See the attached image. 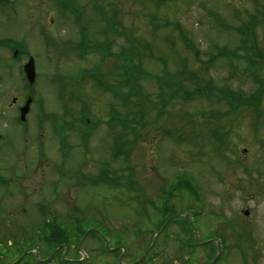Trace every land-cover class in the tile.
<instances>
[{"label":"rangeland","instance_id":"374dc122","mask_svg":"<svg viewBox=\"0 0 264 264\" xmlns=\"http://www.w3.org/2000/svg\"><path fill=\"white\" fill-rule=\"evenodd\" d=\"M62 1L80 19L78 24L60 22V16L66 15L57 9L55 0H9L0 5V38L28 45L20 62L10 61V54L0 50V264H59L63 254L79 264H115L122 249V262L135 263L157 231L156 209H163L160 196L170 191L171 181L179 173L193 179L196 193L173 194L171 206L192 215L201 241H220L221 259L214 264H264V99L263 116L255 120L254 127L247 111L238 119L229 116L217 121L211 116L223 108L220 105L200 95L185 101L178 96L159 99L156 80L161 78L153 79L162 75L161 62L170 75L181 70L183 63L189 72L185 80L188 90L194 91L198 84L212 90L230 87L243 96L252 93L255 87L251 73L245 72V61L220 59L211 66L200 62L209 60L216 48L240 46V36L231 29H241L249 19L251 23L257 20V39L252 45L264 52V18L257 15V10L264 14V0H258V5L253 0H162L158 8L156 0H76L82 10ZM151 19H155L153 24ZM219 21L226 28L219 26ZM174 23L180 24L185 36L198 47V56L186 48ZM39 28H44V34H39ZM84 28L87 40L80 35ZM81 42L87 49L84 57L78 58L84 48L77 51L75 46ZM103 42H108L110 49L104 60L96 48ZM124 51L131 57L123 59ZM28 55L35 60L37 74L34 114L26 126L31 144L39 137H35L33 127L39 101L46 114L63 116V103L70 110L64 120L70 125L66 131L72 147L63 178H58L59 196L53 194L57 176L49 167L57 160L52 148L55 142L51 147L45 144L47 157H39L32 146L24 153V143L12 126L15 107L23 99L19 66ZM136 63L150 77L140 80L136 92L118 96L120 102L130 97L134 101L122 107L110 98L117 91L111 84L116 73L118 79L123 64L126 77L142 76L132 68ZM97 65L102 69L103 86L109 87L106 94L80 73H92ZM233 68L235 73L230 75ZM256 70L264 77V64ZM193 73L195 81L190 79ZM58 92L63 100H58ZM69 94L92 108L89 137L81 134L79 139L82 126L74 118H79L78 103ZM111 107L127 121L116 116L107 121V127H112L107 129L103 122ZM138 110H144L143 117L133 114ZM223 132L224 144L221 137L213 136ZM117 135L124 145L118 159L113 160L112 139ZM47 138L51 140L48 135L45 142ZM105 163L109 183H97L101 170V175H106ZM36 205L46 208L47 217L50 211H57L63 225L80 221L82 229L91 230L78 242L71 231L64 233L68 245L55 250L37 239L42 217ZM96 231L113 252L119 249L117 254L103 251L104 241ZM157 237L148 255L156 253L158 257L151 261L145 258L143 264H189V258L193 264H210L216 255L212 247L181 248L177 237L192 238L178 225H170Z\"/></svg>","mask_w":264,"mask_h":264},{"label":"flooded vegetation","instance_id":"af4514ba","mask_svg":"<svg viewBox=\"0 0 264 264\" xmlns=\"http://www.w3.org/2000/svg\"><path fill=\"white\" fill-rule=\"evenodd\" d=\"M11 21V20H10ZM0 40H3V43L0 45V50H6V52L9 54L10 52V48L15 45V39L13 38H0ZM22 44V42H21ZM20 44V45H21ZM24 45L25 47L27 46L26 42L24 41ZM15 59L14 60H18V57L19 55H16V56H13ZM21 59V58H20ZM22 105H19V106H16L15 109H17L18 111L20 110ZM17 117L19 116H14L13 117V120H12V123H13V128L16 129L17 133H18V136H20V134H22L25 130H27L28 128L26 127L27 126V122H28V119L30 116H26V119H25V122H17ZM42 118H40V122L38 119L35 120V126H39L42 125V122L45 121V120H48V119H44L45 117L47 116H41ZM34 120V119H33Z\"/></svg>","mask_w":264,"mask_h":264},{"label":"trees","instance_id":"16d2710c","mask_svg":"<svg viewBox=\"0 0 264 264\" xmlns=\"http://www.w3.org/2000/svg\"><path fill=\"white\" fill-rule=\"evenodd\" d=\"M228 54V52H218L217 53V57H222V56H226ZM52 229H53V233H54V235H56L57 234V230H58V228L54 225L53 227H52ZM63 233H65V231H63Z\"/></svg>","mask_w":264,"mask_h":264},{"label":"water","instance_id":"95a60500","mask_svg":"<svg viewBox=\"0 0 264 264\" xmlns=\"http://www.w3.org/2000/svg\"><path fill=\"white\" fill-rule=\"evenodd\" d=\"M24 71L27 74V76L30 75L33 71L32 65L28 64L27 66H25ZM245 214H247V213L245 212Z\"/></svg>","mask_w":264,"mask_h":264},{"label":"bare ground","instance_id":"6f19581e","mask_svg":"<svg viewBox=\"0 0 264 264\" xmlns=\"http://www.w3.org/2000/svg\"><path fill=\"white\" fill-rule=\"evenodd\" d=\"M218 24H219V26H220V25H223V26H224V28H226V26H225L224 24H222V22H221V21H219V22H218ZM239 33H240V36H241V38H242V36H245L247 32H246V31H245V32H243L242 30H240V32H239ZM242 39H243V38H242ZM161 231H162V230H161ZM152 247H153V245H151V248H152Z\"/></svg>","mask_w":264,"mask_h":264}]
</instances>
